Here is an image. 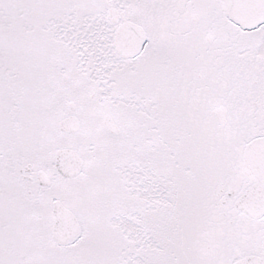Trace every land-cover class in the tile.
Segmentation results:
<instances>
[{
  "label": "snow or ice",
  "instance_id": "obj_1",
  "mask_svg": "<svg viewBox=\"0 0 264 264\" xmlns=\"http://www.w3.org/2000/svg\"><path fill=\"white\" fill-rule=\"evenodd\" d=\"M0 264H264V0H0Z\"/></svg>",
  "mask_w": 264,
  "mask_h": 264
}]
</instances>
